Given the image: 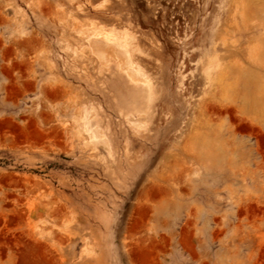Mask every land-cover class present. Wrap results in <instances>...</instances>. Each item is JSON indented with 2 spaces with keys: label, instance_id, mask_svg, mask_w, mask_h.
<instances>
[{
  "label": "rangeland",
  "instance_id": "374dc122",
  "mask_svg": "<svg viewBox=\"0 0 264 264\" xmlns=\"http://www.w3.org/2000/svg\"><path fill=\"white\" fill-rule=\"evenodd\" d=\"M0 264H264V0H0Z\"/></svg>",
  "mask_w": 264,
  "mask_h": 264
},
{
  "label": "bare ground",
  "instance_id": "6f19581e",
  "mask_svg": "<svg viewBox=\"0 0 264 264\" xmlns=\"http://www.w3.org/2000/svg\"><path fill=\"white\" fill-rule=\"evenodd\" d=\"M103 27L94 24L90 27V29H88L91 34L90 45L94 52L103 56H106L108 54H115L120 56L122 60V57H124L123 64H125V66L127 67V72L129 73L131 78L134 79L141 74L143 75V71L133 65L134 63H132L130 54L125 47L126 44L124 45L125 41L123 36L116 31L107 30ZM127 41L125 43H128ZM96 136H98V134H96Z\"/></svg>",
  "mask_w": 264,
  "mask_h": 264
}]
</instances>
